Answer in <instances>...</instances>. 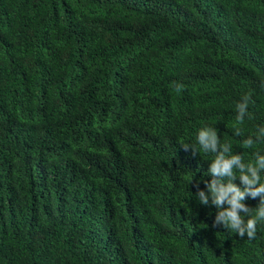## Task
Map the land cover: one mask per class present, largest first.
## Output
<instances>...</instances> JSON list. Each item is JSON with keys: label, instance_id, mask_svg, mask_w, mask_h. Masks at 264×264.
<instances>
[{"label": "trees", "instance_id": "1", "mask_svg": "<svg viewBox=\"0 0 264 264\" xmlns=\"http://www.w3.org/2000/svg\"><path fill=\"white\" fill-rule=\"evenodd\" d=\"M204 126L264 155V0H0V264H264L195 196Z\"/></svg>", "mask_w": 264, "mask_h": 264}, {"label": "clouds", "instance_id": "2", "mask_svg": "<svg viewBox=\"0 0 264 264\" xmlns=\"http://www.w3.org/2000/svg\"><path fill=\"white\" fill-rule=\"evenodd\" d=\"M251 97L244 94L236 102V121L242 124L245 118L251 119L249 103ZM234 135H243L240 127H234ZM264 142V126L258 127L255 138L249 136L242 139V148L251 149L255 144ZM198 145V146H197ZM183 148L191 150L193 155L212 154L208 174L211 180L203 179L196 182V198L201 205L215 206L214 225H223L241 238L255 239L257 225L264 222V155L253 153V159L245 162L242 155L232 152L230 143H221L216 128L204 126L196 133V143H182ZM193 177V176H192ZM239 179V185L235 182ZM192 180V179H191ZM190 180V181H191ZM189 181V182H190ZM203 182L205 189H200ZM259 197L260 203L250 208L244 201L247 198Z\"/></svg>", "mask_w": 264, "mask_h": 264}]
</instances>
